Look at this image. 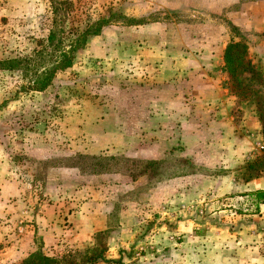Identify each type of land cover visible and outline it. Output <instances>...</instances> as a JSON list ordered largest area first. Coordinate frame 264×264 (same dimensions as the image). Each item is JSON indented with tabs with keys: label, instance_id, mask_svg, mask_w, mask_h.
I'll return each mask as SVG.
<instances>
[{
	"label": "rangeland",
	"instance_id": "1",
	"mask_svg": "<svg viewBox=\"0 0 264 264\" xmlns=\"http://www.w3.org/2000/svg\"><path fill=\"white\" fill-rule=\"evenodd\" d=\"M98 18L27 90L62 31ZM5 56L33 69L0 70V264H264V0H0Z\"/></svg>",
	"mask_w": 264,
	"mask_h": 264
},
{
	"label": "trees",
	"instance_id": "2",
	"mask_svg": "<svg viewBox=\"0 0 264 264\" xmlns=\"http://www.w3.org/2000/svg\"><path fill=\"white\" fill-rule=\"evenodd\" d=\"M46 23L49 26L47 27L49 28L47 41L49 45L53 46L58 37L57 21L54 26L49 25L48 22ZM109 23L110 21L106 18H98L96 20L84 19L79 25L75 26V28H71L67 32L64 31L65 33L62 31V35L59 36L58 45H55L50 52H47V56L41 59L47 62L43 67H36L32 71L33 65H31L29 61L20 57L5 56L0 59V70L16 71L21 69V65L24 64V71H28V74L32 71L28 76L29 83L27 90L44 91L54 84V79L59 72L66 71L73 66L75 51L83 47L90 37L101 34L103 28ZM66 43L68 45H66ZM244 47V44L241 42H232L226 49L227 68L233 79L239 75V66L245 65L240 57V55L245 52ZM40 54L42 53H36L34 59L39 57ZM235 62H238V64H235ZM247 68L252 67L250 66ZM237 94L240 95L239 93ZM254 195L264 200V190H257ZM68 258L67 256L49 258L31 254L28 258L23 260L22 264H93L99 260H105L103 251L95 248L80 251L77 257H75L76 261Z\"/></svg>",
	"mask_w": 264,
	"mask_h": 264
},
{
	"label": "crops",
	"instance_id": "3",
	"mask_svg": "<svg viewBox=\"0 0 264 264\" xmlns=\"http://www.w3.org/2000/svg\"><path fill=\"white\" fill-rule=\"evenodd\" d=\"M248 184H251V182H248ZM254 184H256V183H254ZM253 189H255V187L254 188L253 187L248 188V190H253Z\"/></svg>",
	"mask_w": 264,
	"mask_h": 264
}]
</instances>
